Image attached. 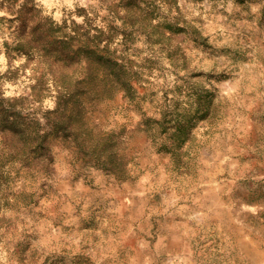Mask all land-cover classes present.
<instances>
[{"label": "rangeland", "instance_id": "1", "mask_svg": "<svg viewBox=\"0 0 264 264\" xmlns=\"http://www.w3.org/2000/svg\"><path fill=\"white\" fill-rule=\"evenodd\" d=\"M49 43L125 70L66 138L31 89ZM0 85L36 123L0 129V264H264V0H0Z\"/></svg>", "mask_w": 264, "mask_h": 264}, {"label": "trees", "instance_id": "2", "mask_svg": "<svg viewBox=\"0 0 264 264\" xmlns=\"http://www.w3.org/2000/svg\"><path fill=\"white\" fill-rule=\"evenodd\" d=\"M78 33L76 32L75 35ZM93 38H96L94 35ZM51 43L42 45L39 50L38 60L46 69L51 72V78L49 83H47L48 93L51 94L54 100V108L51 112L45 113L48 116L50 113H59L57 118H52L50 120L51 128L53 131L50 133L58 134L63 137L73 136L72 130V119L75 116V110L82 102V97L85 95H91L92 91L90 87L94 82L98 80L104 81L106 85H117L121 87H126L124 82L125 70L122 69L121 65L114 58L110 57V53L106 50H82L77 48L72 55H65L60 53V51L53 50L51 48ZM80 53L89 54L94 58V62L102 64V77L95 72V68L92 65L86 67L84 74L77 77L73 82L68 83L67 79L69 75L67 72L61 74H54L51 71V66L53 64H60L64 68H68L76 60ZM34 84L31 85V89L37 88V94H33V97L39 98L46 94L47 89L45 88V82L43 79L35 78ZM16 100V99H14ZM67 110L69 114H67ZM20 113L17 111V107L12 103V99H6L3 101L0 99V129L10 130L20 134L21 136H26V130L30 126H34V122L31 120L25 121V118L20 117ZM20 120V121H19ZM26 122L24 125L22 122ZM33 123V124H32ZM35 139L34 143L31 145L30 152L32 153H43L45 150V132H37L34 130Z\"/></svg>", "mask_w": 264, "mask_h": 264}, {"label": "water", "instance_id": "3", "mask_svg": "<svg viewBox=\"0 0 264 264\" xmlns=\"http://www.w3.org/2000/svg\"><path fill=\"white\" fill-rule=\"evenodd\" d=\"M89 21H90L91 26H93L95 24V18H91V19H89ZM43 80L45 82V88L47 89V91H46V94L44 95V97L38 101V103H37V105L35 107L37 110H41V109H43L45 107L46 98L49 95L48 88H47V85H46L47 82H48V79L47 78L46 79L43 78ZM4 93H5V89L2 88V86L0 85V99L3 100V101H6V99L4 97Z\"/></svg>", "mask_w": 264, "mask_h": 264}]
</instances>
